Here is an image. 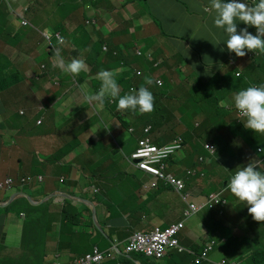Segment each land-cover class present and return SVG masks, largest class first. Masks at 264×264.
I'll list each match as a JSON object with an SVG mask.
<instances>
[{
  "label": "crops",
  "instance_id": "crops-1",
  "mask_svg": "<svg viewBox=\"0 0 264 264\" xmlns=\"http://www.w3.org/2000/svg\"><path fill=\"white\" fill-rule=\"evenodd\" d=\"M6 1L19 10L15 16L7 13ZM26 8L22 18L16 17ZM214 18L209 0H0V182L13 178L11 189H0V263L8 259L40 263L47 252L48 264H70L74 256L82 257L94 247L103 252L114 243L123 246L134 232L181 222L187 204L178 193L170 189L163 193L164 187L133 190L122 176L130 153L145 136L135 137L133 143L129 138L115 143L108 132L111 128L117 139L123 130L133 135L138 126H151L157 131L151 138L155 144L181 137L186 151L194 155L170 162V171L186 180L190 201L201 203L218 192L227 200L220 214L205 211L200 221L186 222L189 232L180 234L181 244L200 253L206 226L227 240L216 239L220 243L209 256L212 260L229 255L242 264H264V223L255 221L247 204L226 189L235 174L229 176L236 155L241 167L251 162L264 173V135L237 124L234 106H219L220 100L231 99L242 89L264 85V55L248 52L240 58L230 53L228 37L215 27ZM23 20L30 25L23 26ZM237 28L257 32L240 21ZM57 32L65 44L55 38L52 43L64 63L81 59L88 66L76 81L53 67V50L43 33ZM116 68L123 69L116 77L120 95L148 87L155 96L153 112L122 114L118 100L111 98L103 105L95 102L105 117L97 119L85 111L90 104L82 87L98 93V72ZM145 78L153 84L147 85ZM186 99L194 103L188 107L176 103ZM235 124L240 136L227 156L223 147L227 138L221 134ZM188 132L196 138H186ZM206 143L215 145V158L205 150ZM258 149L262 153L257 154ZM200 158L205 161L199 163ZM130 170L140 187L149 180L140 179L131 165ZM190 170L199 173L194 181L187 177ZM29 176L44 180L21 185ZM209 185L217 191H208ZM240 226L249 233L240 234ZM188 254L173 250L165 262L143 258L122 264H194Z\"/></svg>",
  "mask_w": 264,
  "mask_h": 264
},
{
  "label": "clouds",
  "instance_id": "clouds-1",
  "mask_svg": "<svg viewBox=\"0 0 264 264\" xmlns=\"http://www.w3.org/2000/svg\"><path fill=\"white\" fill-rule=\"evenodd\" d=\"M209 4H210V8L215 12V18H214L215 27L223 30L228 37V39L226 40V44H227V49L230 53H235V55L240 58L245 57L248 54V52H254L256 55H264V0H257L256 3L251 5L245 2L244 0H227V2H225V0H209ZM27 10L28 8L25 9V12L22 15H17L16 17L22 18L27 13ZM237 21H240L248 26L255 27L257 30L256 35L251 34L247 28H244L238 32ZM90 23L91 22H87V24ZM22 25L29 26L30 24L27 21L23 20ZM43 37L51 46L50 49L53 50V58L55 60L53 67H59L61 70L70 73L71 78L75 81L77 80L76 76H79V74L82 72L88 71L87 64L81 59H73L71 62L67 64L64 63L63 58L61 57L60 54V49L55 48L52 43V38H55L58 40V43L60 45L65 44V40L60 32H57L54 35L43 33ZM103 49L106 51L107 47L104 46ZM137 54L139 56H142L141 52L139 51ZM148 58H151V56H148ZM42 68L44 69L45 67L43 66ZM122 70L123 69L121 68H116L111 71L109 70L99 71L97 74V78L101 81V87L98 93L90 94L87 92L86 85L82 87V91L85 92L86 100L89 103L99 102L100 105H103L105 103L106 98H111L112 100H118L117 110L122 114L128 111H131L133 113L138 112L139 114H148L153 112L155 107V98L153 96V93L149 90L148 87L141 85L138 90L132 88L129 94H125L122 96L120 95L121 89L117 82L116 77L119 75V73ZM137 75L138 76L142 75V72L141 71L137 72ZM236 75L240 76L238 72L236 73ZM159 81L162 83L161 85H159L158 83ZM145 83L147 85H152L153 80L151 78H145ZM157 84L160 87L163 86V82L160 79L157 81ZM219 106L226 109L234 106V108L236 109L234 113L236 114L237 124H239L240 126H245L247 129H250L255 133L264 135V85H260V86L253 85L246 89H242L238 91L233 98L220 100ZM237 113L239 116L244 117L246 121H244L243 123H238ZM41 122L42 121H37V124L40 125ZM152 129L153 128L151 126H147V128L144 130L145 135L150 134ZM209 145L211 146L213 144L206 143L205 150L208 152V154L211 157L215 156L217 153L215 145H213L215 149L209 147ZM184 146H185V142L184 139L181 137H177L171 143L165 145H158L155 144L151 140V138L145 136L144 138L138 140L135 150L131 153L130 157L128 158L129 165H131L135 170L139 172L138 176L140 179H143L144 177L149 178L148 181L141 182V188L144 192L157 191L161 189V187L175 191L174 188L170 185L171 183L168 184L166 180L163 179L164 177H167L169 175H172L176 179L182 180L185 183L184 193H187L189 195L186 201L182 199L183 202L187 204V208L184 211L185 220L175 223V224L183 223L184 225V228L176 236L179 242V246L183 250L180 251L178 248L169 249L166 252L165 256L159 260H155L150 257H147L144 255V253L126 252V249L129 245L131 238H133L136 234H149L156 227H160V226H155L150 231H140V232L132 233V235L127 239V241L124 243L123 246H121L118 243H114L112 247L110 246L109 249L103 252L100 251L97 247H94L90 253L79 258L74 257L70 264H76V262L81 258L93 254L96 248L100 253L106 255L109 252H111L112 255V259H106L100 264L107 261H114L116 262V264H122V260L125 259L131 260L132 262L135 259L139 260L140 257H134L135 255L141 256L142 259L144 258L149 261L161 262L167 256V254L173 250L179 253L187 252L190 255H193L194 264H219L222 261H225L226 264L233 262L242 264L241 261H234V258L230 257L229 255L223 256L217 261L209 258L210 254L218 246V243H220V241L218 242V240L216 239H221L222 241L225 242H227V240L225 238H221L218 235L217 231L212 232L213 230L208 229L206 226L202 234V239L206 240V243L200 253H197V251L196 253H194L189 247L183 246L180 242L179 236L182 233V231L185 230L186 228L185 226L186 219L192 217L193 215H196V214H192L191 216L188 217L185 215V213L190 210L191 204H201L205 202L208 197L214 194H221V197L226 200V198L223 196V192L212 193L208 197H206L204 201L201 203H194L189 200L191 198V194L187 191L186 180L179 178L177 175H175L170 171V162L173 159V156L176 153L183 151ZM175 149L178 150L175 153L171 154L165 160L160 161L163 162L165 165L163 169V173H164L163 176H159L155 173L151 174L145 172L140 168L141 164L150 160V156L153 155L155 151L161 150L160 156L164 157L168 153L173 152ZM259 153H262V149H258L257 154ZM180 155H183V153L181 152ZM204 161L205 158H200L199 163H203ZM152 165L157 166L158 163H154ZM197 175H199V173L193 170L187 172V177L189 178H194ZM201 175L203 176V174ZM29 178L31 179L30 181L28 180ZM12 179L13 178H8L6 181H1L0 185L2 186H0V189H7V187L8 189H11L13 187ZM34 180L37 181L38 184H42L44 177L29 176L26 178H22L21 185L24 186L26 183L33 182ZM155 181L158 182V186L153 188L151 187V184L152 182ZM226 189L230 190V192L240 202L247 204L248 212L255 221L264 223V173L258 171L253 163L250 162L247 166L238 167L235 171V174L231 177L230 181L227 183ZM94 191L96 192V190ZM175 192L178 193L177 191ZM178 194L180 195V193ZM204 210L210 211V209H204ZM211 211H215L218 214L221 213L216 211L215 209ZM160 228H166V227H160ZM211 242H214V246L213 249L208 253V260H205L203 262L201 261V263H197L196 259L201 256L204 249ZM47 258H48L47 252H45L40 257V263L35 262L32 264H48L46 262ZM52 264H61V263L55 262Z\"/></svg>",
  "mask_w": 264,
  "mask_h": 264
},
{
  "label": "built area",
  "instance_id": "built-area-1",
  "mask_svg": "<svg viewBox=\"0 0 264 264\" xmlns=\"http://www.w3.org/2000/svg\"><path fill=\"white\" fill-rule=\"evenodd\" d=\"M244 1L249 3L250 5L257 2V0H244ZM158 83L159 85L162 84L160 81ZM237 117H238L237 119L238 123H243L244 121H246L245 118L239 116L238 113H237ZM209 147L215 149L213 145L211 146L209 145ZM177 150L178 149H175L173 152L168 153L164 157L160 156L161 150L155 151L153 155L150 156V160L141 164L140 168L144 170L145 172H148L151 174L155 173L159 176H163L164 175L163 169L165 165L163 162H160V161L165 160L171 154L175 153ZM137 156H140V155H137ZM154 163H158V165L157 166L152 165ZM163 179L166 180L168 184L171 183L170 185L174 188L175 191L180 193L184 201L187 200L189 195L187 193H184L185 183L182 180L176 179L172 175L164 177ZM28 180L30 181L31 179L29 178ZM157 186H158L157 181L152 182L151 187L155 188ZM225 203H226V200L221 197V194H214L208 197L207 200L201 204H191L190 210L187 211L185 215L188 217L204 209L212 210L215 208L216 205H219V204L224 205ZM183 228H184L183 223H179V224H174L168 228L167 227L166 228L156 227L149 234H136L133 238L130 239L126 252L127 253H131V252L144 253V255L147 257H150L155 260H159L165 256L166 252L169 249L178 248L180 251H182L183 249L179 246V242L176 236ZM213 246H214V242L209 243L207 247L204 249L201 256L196 259V262L201 263V261L203 262L205 260H208V253L209 251L213 249ZM106 259H112L111 252L105 255L103 253H100L98 249L96 248L93 254L87 255L86 257L81 258L80 260L76 262V264H100ZM219 264H226V263L225 261H222ZM229 264H239V263L233 262Z\"/></svg>",
  "mask_w": 264,
  "mask_h": 264
},
{
  "label": "rangeland",
  "instance_id": "rangeland-1",
  "mask_svg": "<svg viewBox=\"0 0 264 264\" xmlns=\"http://www.w3.org/2000/svg\"><path fill=\"white\" fill-rule=\"evenodd\" d=\"M5 7L7 8V13L10 15V16H15V14L16 13H18L19 12V10H16V9H14L12 6H11V4L10 3H8L7 1L5 2ZM22 15V14H21ZM123 42H125V43H128V39L127 40H124ZM114 54H115V58L116 59H119L120 58V54H121V52L120 51H118V52H114ZM246 86H244L243 88H245ZM203 94L200 96V99L202 100L203 99ZM187 100V102H177L176 101V103L177 104H179V105H182V106H185V107H188V106H190V105H192L193 103H194V100H192V99H186ZM90 105L89 106H86V109H85V111H88V112H90L91 114H93L94 116L96 115V117L95 118H99V116H104V114H103V112H102V110L100 109V106H98V105H96V103L95 102H92V103H89ZM93 104H95L94 106H93ZM77 112H79V111H77ZM129 112V111H128ZM74 116H76V114H74ZM105 117V116H104ZM76 120L73 118L70 122H69V124H73V122H75ZM88 121L89 120H86L85 122H83L84 124H87L88 123ZM130 123L131 124H133V123H135V121H132V120H130ZM80 126V125H79ZM102 127L104 128L105 127V125L102 123ZM147 127V126H146ZM145 126L144 127H140V126H138V128H137V131H136V133L135 134H133V135H130V134H128V133H126L125 134V132H124V130H123V134H122V136L121 137H119V138H117V139H113V138H115L114 136V132H113V130L111 129V128H109V130H108V128H106L107 130H108V132H109V136H110V138L112 139V142H115V143H126V140L129 138V139H132V141H131V143H133V140H134V138L135 137H138V136H141V135H143V136H147V137H149V138H153L154 136H155V134L157 133V131H156V129H153L152 130V132L150 133V134H148V135H145L144 134V129L146 128ZM153 128V127H152ZM191 132H188L187 134H186V138H190L191 137ZM252 134V133H251ZM222 136H224V137H226L227 138V140H226V142L224 143V145H223V147H225V149H226V152H225V154L227 155V156H230L232 153L230 152L232 149H233V144H234V140L237 138V137H239L240 136V131H239V125H237V124H235V125H233V127H232V129H231V131L230 132H227V131H224L222 134H221ZM252 135H255V136H258V137H261V135H259V134H252ZM192 139H195L196 137H191ZM188 146V145H187ZM187 146L186 147H184V149H183V151H180V152H178V153H176L174 156H173V159L174 160H179L184 154L186 155V154H188L189 155V157H193L192 156V154H191V152H188V151H186V148H187ZM111 147H114V144H112L111 145ZM240 149H241V147L239 146V148H238V151H237V154H238V152L240 151ZM183 153V155H180V153ZM131 154V153H130ZM130 156V155H129ZM214 158L216 157V156H213ZM214 158H212V161H213V159ZM227 159V158H226ZM239 158L237 157V155H236V157H235V160L234 161H232L231 162V167H230V170H229V176L231 177L234 173H235V171H236V169L238 168V167H241V163L239 162V160H238ZM256 166V165H255ZM118 168V167H117ZM119 169H120V167H119ZM118 169V170H119ZM127 169V170H126ZM117 170V171H118ZM124 170H126V173H122V176L125 178V179H129L130 181H131V183L129 184V186L128 187H131L133 190H137L138 188H140L141 189V187H140V184H139V182H138V180H137V176L136 175H134V174H132V171L130 170V165H128V168H125V169H123V171ZM116 171V172H117ZM260 172H262V168L259 170ZM137 174V173H136ZM115 175V174H114ZM114 175H112V176H114ZM196 177H199V175H197V176H195L194 178H193V181L196 179ZM225 177V176H224ZM226 178V177H225ZM114 180V179H113ZM207 190L208 191H210V192H213V191H217V189L216 188H214L213 186H208L207 187ZM141 191H142V189H141ZM167 191H169V190H167V189H164V190H162V192L163 193H165V192H167ZM205 211H207V210H204V211H202V212H200V213H196V215H193L192 217H190V218H187L186 219V221H185V226L187 227V229L185 228V230H183L182 231V233H188L189 232V230H188V224H186V222L188 223V222H190V221H194V220H201L202 218H203V215H204V212ZM185 220V218L182 220V221H184ZM156 226V225H155ZM155 226H153L152 228H154ZM201 227H203L204 226V224H202V225H200ZM152 230V229H151ZM150 231V230H149ZM240 234H248L249 233V230H245V229H242V226H240L239 227V231H238ZM36 252V250H33L32 251V254H34ZM72 254V253H71ZM86 255V254H85ZM74 256V255H73ZM188 256H189V254H188ZM75 257V256H74ZM166 260V259H165ZM165 260H163L164 262H165Z\"/></svg>",
  "mask_w": 264,
  "mask_h": 264
},
{
  "label": "trees",
  "instance_id": "trees-1",
  "mask_svg": "<svg viewBox=\"0 0 264 264\" xmlns=\"http://www.w3.org/2000/svg\"><path fill=\"white\" fill-rule=\"evenodd\" d=\"M241 81V80H240ZM100 86H101V82H100ZM155 97V96H154ZM227 205V202L222 205V204H219V205H216L215 206V210L221 212V210ZM213 210V209H212ZM211 211V210H210ZM82 215L80 214V219H81ZM191 241V240H190ZM196 249V248H195ZM198 250V249H196ZM134 257H140L139 260L142 261V257L141 256H138V255H135ZM10 262H2L0 264H24L23 262H18V261H15L14 259H8ZM125 261H129L128 259H125ZM132 261H129L127 263H131Z\"/></svg>",
  "mask_w": 264,
  "mask_h": 264
}]
</instances>
